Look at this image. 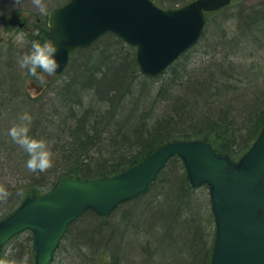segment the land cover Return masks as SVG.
Wrapping results in <instances>:
<instances>
[{"label": "trees", "instance_id": "trees-1", "mask_svg": "<svg viewBox=\"0 0 264 264\" xmlns=\"http://www.w3.org/2000/svg\"><path fill=\"white\" fill-rule=\"evenodd\" d=\"M229 7L205 13L199 41L154 78L140 72L134 47L111 33L102 36L72 54L63 73L68 77L49 98L23 94L18 58L24 54L9 48L0 65V184L10 196L0 202V221L26 197H41L64 178L107 179L170 142L200 139L216 153L241 158L264 128V76L261 89L236 93L228 82L238 73L223 52L264 57V0L231 14ZM40 34V42L50 41L44 21ZM201 42L202 63L194 62L193 48ZM216 54L227 68L216 63ZM193 62L200 65L187 71ZM252 77L257 82L260 75ZM25 112L32 117L28 135L50 142L54 166L45 173L28 171V154L8 135ZM67 229L65 246L59 244L50 264L63 261L62 252L70 264H100L92 258L99 246L111 256L107 264H210L216 233L208 186L192 188L177 156L138 197L107 217L88 210ZM25 256L34 263L30 231L14 236L0 253L17 264Z\"/></svg>", "mask_w": 264, "mask_h": 264}, {"label": "water", "instance_id": "water-1", "mask_svg": "<svg viewBox=\"0 0 264 264\" xmlns=\"http://www.w3.org/2000/svg\"><path fill=\"white\" fill-rule=\"evenodd\" d=\"M231 0H195L162 10L150 0H70L51 9L46 24L62 73L70 55L112 33L136 48L142 74L154 77L197 42L204 12ZM178 156L195 188L209 186L216 238L210 264H264V129L248 152L233 162L201 140L176 141L145 160L102 180L66 178L41 198L27 197L0 221V252L18 233L30 230L34 264H48L67 227L87 210L108 216L121 203L145 192L169 159Z\"/></svg>", "mask_w": 264, "mask_h": 264}, {"label": "rangeland", "instance_id": "rangeland-1", "mask_svg": "<svg viewBox=\"0 0 264 264\" xmlns=\"http://www.w3.org/2000/svg\"><path fill=\"white\" fill-rule=\"evenodd\" d=\"M153 3L159 7L160 9L166 10L169 8H178L182 5L192 1V0H152ZM263 0H232L231 5L229 7V11L231 14V11L234 9H240L242 7L246 8H252L253 5H257L261 3ZM45 7V12H41L38 7H36L33 3V0H0V65L4 63V61H8L9 54L8 49H16L23 51L22 54H26L31 51V43L33 41H39L37 37L42 38L40 34V26L43 24V21L46 18V15L49 10L52 8H57L63 5L67 0H42ZM207 23V22H206ZM23 33L25 37L26 43L23 45H20L17 43L16 37L18 34ZM251 36L255 34L254 32L250 33ZM45 42L44 39H42L41 43ZM204 43V42H203ZM202 42L198 45V47L193 48L192 55L197 54L192 59H195L194 62L199 58L200 63H202L201 58L199 57V51L201 50V46H203ZM245 45L241 44V52H245L246 49L244 47ZM248 48V47H246ZM250 48L247 50L249 51ZM217 50H221V48H218ZM197 51V53H196ZM230 50H224V56L226 59V62H230L233 67V72L235 71V74H237L236 81H229L228 85L231 84L233 86V89L236 93H244L249 94L252 87H261V83L263 80H261V76H264V57H261L260 55L256 58H250L247 54H243V56L240 58L238 56L233 57L229 54ZM246 55V56H245ZM198 56V57H197ZM211 57V55H209ZM218 54L216 56L214 55V59L216 60V63L219 65H222L223 67L227 68V65L224 64V62L218 58ZM191 59V61H192ZM190 60V59H189ZM193 62V63H194ZM193 63H190L187 66V71L194 70L197 66L200 64L194 63L196 65H193ZM252 64L254 65V70H251ZM39 71V70H38ZM256 73L259 74L260 77L258 78L257 82L254 81V78L252 77V74ZM41 76H43V79H39L33 75H31L26 69L22 70L21 79L23 82V94L29 95L33 98L41 99L43 97L49 98L51 97V93L55 91L56 88H62L65 79L68 77V75L62 74V75H51L47 76L46 74L41 73ZM248 90V91H247ZM18 119L20 116H16ZM16 118V119H17ZM10 124L13 125L14 123L10 121ZM201 193V191H198ZM16 201V200H15ZM16 203V202H15ZM127 205V204H124ZM120 208V207H119ZM117 208V209H119ZM117 211V210H116ZM118 211H122L121 208ZM117 211V212H118ZM119 212L116 213L114 216L115 218L119 217ZM81 226V225H79ZM79 226L77 228H79ZM75 227V228H76ZM68 230V229H67ZM87 230H92L90 226L88 225L86 227ZM66 241H61V244L65 246ZM98 249L92 254L93 262L97 263L99 261L100 264H107L104 263L105 261L109 260L110 254L109 252L105 251L104 247H97ZM8 249V248H7ZM6 249V250H7ZM12 250V247H11ZM105 251V252H103ZM7 252V251H5ZM60 253L59 254V260L58 264H70L71 260L68 258V255ZM77 263V262H76ZM51 264H57L53 262Z\"/></svg>", "mask_w": 264, "mask_h": 264}, {"label": "clouds", "instance_id": "clouds-1", "mask_svg": "<svg viewBox=\"0 0 264 264\" xmlns=\"http://www.w3.org/2000/svg\"><path fill=\"white\" fill-rule=\"evenodd\" d=\"M36 7L43 13L45 5L42 0H33ZM17 43L23 45L26 43L23 33L16 37ZM58 51L53 42L33 41L31 43V51L18 58V65L21 69H26L31 75L43 79L41 73L51 76L56 73L60 67L59 62L55 58ZM39 70V71H38ZM20 124L13 125L8 130V135L14 143L19 145L29 156L26 161V168L31 173H45L54 166L53 153L51 151L50 142L43 139H35L28 135L32 117L25 112L20 116ZM10 196L7 188L0 184V202H6ZM7 255H11V250ZM0 264H17L15 260L0 259ZM19 264H28V257L25 256Z\"/></svg>", "mask_w": 264, "mask_h": 264}]
</instances>
